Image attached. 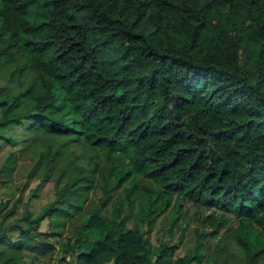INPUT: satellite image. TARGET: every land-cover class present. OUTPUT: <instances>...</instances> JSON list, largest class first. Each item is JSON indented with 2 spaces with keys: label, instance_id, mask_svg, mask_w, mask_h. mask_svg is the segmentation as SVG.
Masks as SVG:
<instances>
[{
  "label": "trees",
  "instance_id": "16d2710c",
  "mask_svg": "<svg viewBox=\"0 0 264 264\" xmlns=\"http://www.w3.org/2000/svg\"><path fill=\"white\" fill-rule=\"evenodd\" d=\"M0 75V264H264V0H0Z\"/></svg>",
  "mask_w": 264,
  "mask_h": 264
},
{
  "label": "rangeland",
  "instance_id": "374dc122",
  "mask_svg": "<svg viewBox=\"0 0 264 264\" xmlns=\"http://www.w3.org/2000/svg\"><path fill=\"white\" fill-rule=\"evenodd\" d=\"M3 83H5V75H0V84H3ZM8 87H16V85L11 83L10 85H8ZM14 90H16V88ZM1 152L2 151H0V154H1ZM24 174H25V170H22V171L16 173L15 178H14V183H13L14 187H12V189H15L17 184L21 185V181L23 182V180H24ZM35 185H36V182L30 184L29 187L24 191V193H23V195H24L23 201H25V199H26L25 195H26L27 191L30 188L34 187ZM17 192H15V194ZM52 193H53L52 184H50V183L46 184L44 186L43 190L40 193V196H39L40 200H39L38 203L39 204H43V203L47 202V200H49L51 198ZM8 197L9 196H4V194L3 195L0 194V200H2V201L7 200ZM95 199H96L95 194L91 193L89 195V200L90 201H94ZM185 208H188V212L184 216V219L182 218L183 220L181 218H180V220H178L179 229L177 230L176 228H174V237H173V239H171V242L173 241L174 244H176L177 246L180 243L179 242V236L181 234L180 228L184 229L182 240L186 241V240H188L190 238V236L193 235L194 229L197 226L202 225V222H204L205 216L208 214L207 212H203L198 217H194L193 212L195 211L194 210L195 208L190 206V205L185 206ZM110 212H111V208H110V205H108L105 208L104 214L106 216H108V214ZM155 221H156V223H155L154 230H157L159 232H163L165 229H168L169 228L168 224L170 222L168 212H166L163 215H161L160 217H158ZM76 224L77 223H75L73 225H76ZM234 227H235V225H234ZM45 229H46V222H43L41 224V226H40V231H45ZM203 229H205V228L203 227ZM206 230H208V229H206ZM67 233H68V230H67L66 234ZM207 240H210V243L213 244L216 241V237H214V238L208 237ZM179 250H180V247L178 246L175 252H179ZM54 257H55V254L53 255L52 259ZM49 264H52V262L50 261Z\"/></svg>",
  "mask_w": 264,
  "mask_h": 264
}]
</instances>
